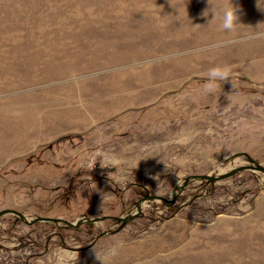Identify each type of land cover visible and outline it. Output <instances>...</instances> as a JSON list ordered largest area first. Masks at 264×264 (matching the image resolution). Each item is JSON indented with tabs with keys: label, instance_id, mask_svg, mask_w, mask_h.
<instances>
[{
	"label": "rangeland",
	"instance_id": "374dc122",
	"mask_svg": "<svg viewBox=\"0 0 264 264\" xmlns=\"http://www.w3.org/2000/svg\"><path fill=\"white\" fill-rule=\"evenodd\" d=\"M231 2L233 32L209 0H0V212L58 220L1 217L0 264H264V173L174 193L264 168V11Z\"/></svg>",
	"mask_w": 264,
	"mask_h": 264
},
{
	"label": "clouds",
	"instance_id": "9594fccd",
	"mask_svg": "<svg viewBox=\"0 0 264 264\" xmlns=\"http://www.w3.org/2000/svg\"><path fill=\"white\" fill-rule=\"evenodd\" d=\"M259 8L264 11V0H257ZM239 9L233 5L231 0L227 3L226 6H220L219 8L213 3V0H209V9L204 13L205 16L212 15L214 19L210 20V22H216L219 29L226 32H233L238 26H241L239 23L238 16ZM209 22V23H210ZM264 27V23L260 24L258 28H256V35L261 36L264 35V32H261L260 29ZM235 73L232 70L231 66H214L208 69L206 73L207 80L209 84H214L217 81H228ZM192 139L191 134L183 135L180 138L179 142L187 143ZM119 158L115 155H110L108 153L102 154V159L100 161L101 166H105L107 164H117L119 163ZM184 163L183 160H177L176 164L178 166H182ZM167 166V165H166ZM179 176V174H178ZM122 181L124 179L123 176L119 177ZM80 247L76 245H65L57 247L54 250L52 260L50 264H78L79 261V252L76 249ZM98 259L102 262V264H111V258L115 257L117 254V249L113 248L108 252L104 253L103 257L96 252L94 249Z\"/></svg>",
	"mask_w": 264,
	"mask_h": 264
},
{
	"label": "water",
	"instance_id": "95a60500",
	"mask_svg": "<svg viewBox=\"0 0 264 264\" xmlns=\"http://www.w3.org/2000/svg\"><path fill=\"white\" fill-rule=\"evenodd\" d=\"M253 165L251 166H247V167H240V168H237V169H234L232 171H230L229 173H225V174H222L218 177H212V176H195V177H192V178H189L186 180L185 184L183 186H180V187H177L175 192L174 193H177V192H180L182 190L185 189L186 185L191 181V180H207V181H212V182H221V181H224V180H227V179H230L232 178L233 176L241 173V172H244V171H251V170H254L256 169L257 171H260L262 173H264V168L258 164L255 165L254 162H252ZM150 200H155L157 198L155 197H150L148 198ZM6 215H15V216H18L20 219H22L23 221H25V223L27 224H35V223H39V222H58V220H52V219H46V218H37L33 221H28L27 218L22 214V213H19L15 210H4V211H1L0 212V218L3 217V216H6ZM135 216H131L129 217L128 219L125 220V222L123 223L122 227L119 229V231H121L127 224L128 221H130L131 219H133ZM104 219H101V220H93V222H98V221H102ZM120 220V219H119ZM70 228H73V227H77L79 225V223L77 225L75 224H72V223H66ZM117 231V232H119Z\"/></svg>",
	"mask_w": 264,
	"mask_h": 264
},
{
	"label": "trees",
	"instance_id": "16d2710c",
	"mask_svg": "<svg viewBox=\"0 0 264 264\" xmlns=\"http://www.w3.org/2000/svg\"><path fill=\"white\" fill-rule=\"evenodd\" d=\"M88 221H89V219H88ZM89 225H92V224H89Z\"/></svg>",
	"mask_w": 264,
	"mask_h": 264
}]
</instances>
